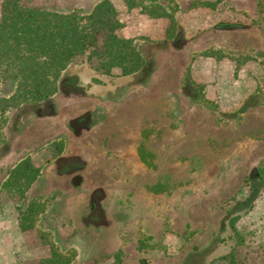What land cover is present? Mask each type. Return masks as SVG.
<instances>
[{
	"label": "rangeland",
	"instance_id": "rangeland-1",
	"mask_svg": "<svg viewBox=\"0 0 264 264\" xmlns=\"http://www.w3.org/2000/svg\"><path fill=\"white\" fill-rule=\"evenodd\" d=\"M110 1L144 68L81 58L51 99L0 112V264H264V0ZM26 157L42 173L22 197L7 184Z\"/></svg>",
	"mask_w": 264,
	"mask_h": 264
},
{
	"label": "trees",
	"instance_id": "trees-1",
	"mask_svg": "<svg viewBox=\"0 0 264 264\" xmlns=\"http://www.w3.org/2000/svg\"><path fill=\"white\" fill-rule=\"evenodd\" d=\"M22 1L3 0L1 4L0 84L8 79L16 81L11 97L0 96L1 114L12 107L51 99L58 92L63 72L81 58L87 63L97 58L101 61L97 71L110 74L119 69L123 77L144 68L145 59L135 41L120 36L124 25L110 0L101 1L86 16L28 8ZM126 5L130 9L140 7L134 0L126 1ZM165 17V14L153 16ZM39 174L40 169L28 158L13 170L7 188L23 197ZM257 174L264 182V166ZM29 212L33 213L32 207ZM47 264L67 263L64 257L54 254ZM230 264H236L235 260Z\"/></svg>",
	"mask_w": 264,
	"mask_h": 264
},
{
	"label": "crops",
	"instance_id": "crops-1",
	"mask_svg": "<svg viewBox=\"0 0 264 264\" xmlns=\"http://www.w3.org/2000/svg\"><path fill=\"white\" fill-rule=\"evenodd\" d=\"M74 65V64H73ZM73 65H70L64 72H63V75L68 71V70H70L71 69V67L73 66ZM82 65V64H81ZM236 69H238V67L236 66V68H235V71H236ZM235 73V72H234ZM28 158H30V157H26V158H23V159H21L15 166H14V169L17 167V166H19L22 162H24L26 159H28ZM30 161H31V163H32V165L34 166V167H36V168H38V169H40L38 166H36L34 163H33V160H31V158H30ZM13 169V170H14ZM41 173H42V171H41V169H40V174H39V176H38V178H37V180L35 181V182H37L38 180H39V178H40V176H41ZM35 184V183H34ZM33 184V185H34ZM33 185H32V187H33ZM30 190H31V188H30ZM29 190V191H30ZM28 191V192H29ZM28 192H27V194H28ZM26 194V195H27ZM31 207L29 206L27 209H26V211H25V214H23L24 216V218H23V221H22V223H18L17 225L18 226H15V229L17 230V229H19V236H21V237H18L17 236V238H19V239H21V240H25V241H28V239H27V237L24 235L27 231H29V230H31V229H34V224L32 223L33 221H32V213H30L29 212V209H30ZM0 224H3V222H0ZM6 239L8 240V239H10L11 240V238L10 237H7V236H1L0 235V241H6ZM1 244V243H0ZM11 244H14V243H11Z\"/></svg>",
	"mask_w": 264,
	"mask_h": 264
}]
</instances>
